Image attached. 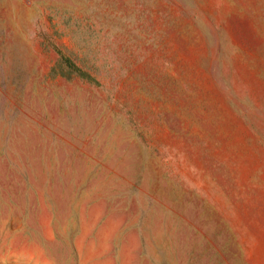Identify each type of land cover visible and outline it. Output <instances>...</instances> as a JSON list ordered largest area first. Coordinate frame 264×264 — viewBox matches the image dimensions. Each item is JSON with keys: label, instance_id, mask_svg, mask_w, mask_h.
Here are the masks:
<instances>
[{"label": "rangeland", "instance_id": "obj_1", "mask_svg": "<svg viewBox=\"0 0 264 264\" xmlns=\"http://www.w3.org/2000/svg\"><path fill=\"white\" fill-rule=\"evenodd\" d=\"M0 264H264V0H0Z\"/></svg>", "mask_w": 264, "mask_h": 264}, {"label": "trees", "instance_id": "obj_2", "mask_svg": "<svg viewBox=\"0 0 264 264\" xmlns=\"http://www.w3.org/2000/svg\"><path fill=\"white\" fill-rule=\"evenodd\" d=\"M63 62L65 63V66L71 70V72L78 74L80 77H82L85 80L94 83L96 82L93 76H91L88 72H86L77 64H75L70 58L63 56Z\"/></svg>", "mask_w": 264, "mask_h": 264}]
</instances>
